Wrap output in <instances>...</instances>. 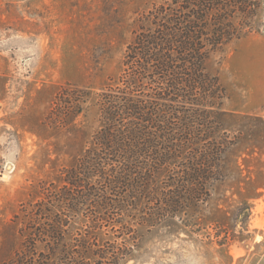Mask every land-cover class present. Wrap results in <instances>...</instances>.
<instances>
[{"label":"rangeland","instance_id":"obj_1","mask_svg":"<svg viewBox=\"0 0 264 264\" xmlns=\"http://www.w3.org/2000/svg\"><path fill=\"white\" fill-rule=\"evenodd\" d=\"M164 1L0 0V264L21 248L23 207L61 185L99 130L98 94L120 75L141 16ZM207 69L225 91L227 177L193 224L132 225L137 247L120 264H264V0L255 31ZM65 90L89 96L55 123L48 115ZM100 229L99 240L121 244L117 226Z\"/></svg>","mask_w":264,"mask_h":264},{"label":"trees","instance_id":"obj_2","mask_svg":"<svg viewBox=\"0 0 264 264\" xmlns=\"http://www.w3.org/2000/svg\"><path fill=\"white\" fill-rule=\"evenodd\" d=\"M257 10L258 0L153 4L98 94L99 130L61 185L23 207L21 248L3 264H120L137 247L132 225L193 224L233 146L219 118L225 91L207 66L255 31ZM88 96L63 91L48 118L77 116ZM103 225L119 228L120 245L99 240Z\"/></svg>","mask_w":264,"mask_h":264}]
</instances>
